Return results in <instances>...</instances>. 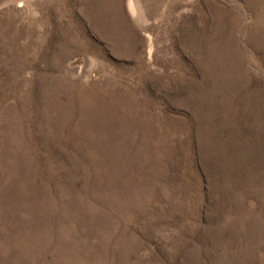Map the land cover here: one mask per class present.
Here are the masks:
<instances>
[{
  "label": "rangeland",
  "instance_id": "obj_1",
  "mask_svg": "<svg viewBox=\"0 0 264 264\" xmlns=\"http://www.w3.org/2000/svg\"><path fill=\"white\" fill-rule=\"evenodd\" d=\"M0 264H264V0H0Z\"/></svg>",
  "mask_w": 264,
  "mask_h": 264
}]
</instances>
